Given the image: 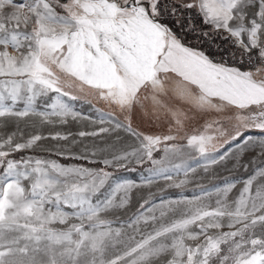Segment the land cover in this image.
<instances>
[{
  "label": "snow or ice",
  "instance_id": "6c2138e0",
  "mask_svg": "<svg viewBox=\"0 0 264 264\" xmlns=\"http://www.w3.org/2000/svg\"><path fill=\"white\" fill-rule=\"evenodd\" d=\"M0 264H264V0H0Z\"/></svg>",
  "mask_w": 264,
  "mask_h": 264
},
{
  "label": "rangeland",
  "instance_id": "374dc122",
  "mask_svg": "<svg viewBox=\"0 0 264 264\" xmlns=\"http://www.w3.org/2000/svg\"><path fill=\"white\" fill-rule=\"evenodd\" d=\"M72 104V107L75 111L81 113L83 116H87L90 119L89 120H81L78 123L77 122H73V121H69L68 125L59 127L57 129H53L50 128L48 126H45L42 131L47 134L50 131H56V130H60V131H72V132H76L79 130H92L93 128H98L100 125H93L91 123L92 119L96 118V112L93 109V107L91 105H89L88 103L84 102V101H74V102H70ZM143 130L144 131H149V132H159L161 131V129H159L156 126H149V125H143ZM77 139L79 140L80 138L77 137ZM42 143L44 144H55V141H42ZM63 143V142H60ZM84 143H88L89 146H97L98 148H108L112 141L110 138L104 137V138H92V137H86L84 138ZM119 147V146H118ZM79 148H76L75 151H79ZM36 155H40V156H47L48 153L46 152H41L39 149L36 150ZM249 156L253 155V153H249ZM52 158L58 160L61 163H65V164H84L86 163L85 161H77V160H71V159H63L59 156H53ZM195 163V162H193ZM136 168L135 171H128L125 169H121L119 171H115V177L119 178L121 180H130L133 181L136 184H142L143 180L145 177H147L149 175L147 168L149 167V165H144L142 167L140 166H134ZM216 177L213 179L211 177H207L205 179H203L201 181V183L205 186L208 187H212V185H220L222 184L223 180L225 178H228L230 180H235L237 182V186L239 188L240 186V181L246 177L249 173L245 172L243 169L239 170V171H233V172H229L226 171L223 167L220 166H216ZM201 175H203L202 171L200 173ZM165 182L160 181L158 184H154L153 186H151V188L143 186L140 187L138 189H135L133 192V199L131 201V204L129 205V208L127 210L126 213H124L125 216H131L136 209L139 207V195L138 193H142L146 198H151L150 197V193L154 194L156 197V202L159 203V198L161 196H164L165 198H171V199H175L179 196H185V197H191L195 192H198V189L196 187L195 184H190L188 185L185 189L180 190V189H168L166 192L164 193H160L158 191L159 187H162L163 184Z\"/></svg>",
  "mask_w": 264,
  "mask_h": 264
},
{
  "label": "trees",
  "instance_id": "16d2710c",
  "mask_svg": "<svg viewBox=\"0 0 264 264\" xmlns=\"http://www.w3.org/2000/svg\"><path fill=\"white\" fill-rule=\"evenodd\" d=\"M189 39L191 40L193 46H200V47H203V48H205V49L208 48V45H207V44L196 45V42H195L194 39H192L191 37H190ZM215 43L227 47V42H226V41H223V40L220 39L219 37H216V38H215ZM211 51H213V52L215 51V47H214V46L212 47Z\"/></svg>",
  "mask_w": 264,
  "mask_h": 264
}]
</instances>
